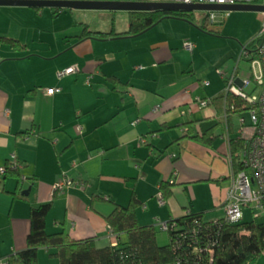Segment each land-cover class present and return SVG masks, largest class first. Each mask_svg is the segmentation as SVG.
I'll return each instance as SVG.
<instances>
[{
  "label": "crops",
  "instance_id": "obj_1",
  "mask_svg": "<svg viewBox=\"0 0 264 264\" xmlns=\"http://www.w3.org/2000/svg\"><path fill=\"white\" fill-rule=\"evenodd\" d=\"M35 8L0 6V37L23 46L0 42V166L14 155L22 175L20 189L9 177L0 192V264L26 248L31 208L42 203L51 202L49 234L65 229L73 239L94 238L97 247L127 240L106 217L133 196L140 225L158 228L187 212L223 217L237 161L221 103L213 101L225 78L201 69L197 45L190 51L185 44L196 31L208 35L202 25L222 32L230 11H218L213 23L208 14L198 22L194 12L193 22L166 17L137 35L80 39L85 27L127 31L129 11L105 10L114 17L109 27L108 19L92 25L63 18V10ZM117 11L126 13L121 27ZM49 88L58 90L48 94ZM200 99L209 104L200 106ZM66 177L72 183L54 197V184ZM163 182L171 193L160 204ZM55 251L39 249L38 264H59ZM254 264H264V250Z\"/></svg>",
  "mask_w": 264,
  "mask_h": 264
},
{
  "label": "trees",
  "instance_id": "obj_2",
  "mask_svg": "<svg viewBox=\"0 0 264 264\" xmlns=\"http://www.w3.org/2000/svg\"><path fill=\"white\" fill-rule=\"evenodd\" d=\"M40 10L41 8L36 7ZM63 9L54 8L57 15ZM129 28L122 33H109L83 29L80 39L88 36L107 37L110 35H137L166 17H177L194 21V12L187 11H129ZM203 31L207 27H200ZM0 42L13 48H22V44L12 37H0ZM249 45L254 46L253 42ZM111 81L114 79L109 78ZM213 101H219V110L226 111L228 122L232 126V114L241 113L249 106L240 98L219 94ZM234 105L235 109H231ZM231 151L235 153L241 142L237 137L230 138ZM1 168V166H0ZM236 162L234 169L240 170ZM0 172V192L5 191L3 182L9 177L18 179L20 189V166H4ZM163 197L171 193V185L163 182ZM14 196L16 192L12 193ZM56 192L53 193L55 197ZM264 206V199H263ZM137 199L133 196L127 205H116L106 217L111 231L117 235L125 233L127 240L119 241L105 247H97L94 238L73 239L65 229L49 234L46 230V217L51 202L42 203L31 208L30 231L25 249L6 257V264H38L39 249H55L51 255L59 259V264H254L264 250V218L257 221L254 217L244 218L235 223L226 222L224 217L206 220L203 213L187 212L168 221L166 232L169 242L157 243L158 228L154 225H140L137 220ZM3 256L0 254V260Z\"/></svg>",
  "mask_w": 264,
  "mask_h": 264
},
{
  "label": "built area",
  "instance_id": "obj_3",
  "mask_svg": "<svg viewBox=\"0 0 264 264\" xmlns=\"http://www.w3.org/2000/svg\"><path fill=\"white\" fill-rule=\"evenodd\" d=\"M152 2H164L167 0H147ZM184 3H203V4H258L264 5V0H170ZM218 11L208 12V19H215ZM254 43L253 55L250 60L252 73L249 78L241 79L238 77V69L233 70L230 75L223 74L226 80L224 89L225 100L228 96L242 99L248 107L250 114V124H246L245 118H238L240 126L237 129L236 137L241 142V147L235 152L237 163L241 167L236 171L233 169L230 186L227 190L225 200L222 203L224 218L226 222L235 223L242 220L245 216V210L250 212L253 217L258 215L256 210L264 212V25L260 33L252 39ZM185 47L192 51L195 44L187 42ZM247 45L243 48L245 53L251 52ZM74 71L73 67L59 71L58 76H63ZM56 88H49L48 94H53ZM200 106H207L208 100H198ZM231 109H235L234 105ZM238 114V113H237ZM228 114L224 110L223 118L225 120L226 131H231L228 122ZM235 131V130H234ZM229 143L230 136H227ZM231 145V144H230ZM14 155L9 160L11 166H20L14 161ZM1 174L5 172L4 166L0 168ZM72 183V179L66 177L57 181L53 186V193L62 190L66 185ZM83 185V184H81ZM159 203L164 204L163 195L159 194ZM251 215V216H252ZM158 228L168 232L169 224L160 222ZM116 244V243H115ZM1 264H6L2 262Z\"/></svg>",
  "mask_w": 264,
  "mask_h": 264
},
{
  "label": "rangeland",
  "instance_id": "obj_4",
  "mask_svg": "<svg viewBox=\"0 0 264 264\" xmlns=\"http://www.w3.org/2000/svg\"><path fill=\"white\" fill-rule=\"evenodd\" d=\"M44 8V7H43ZM46 10H49L52 14L54 8L45 7ZM64 13H62L63 18L73 17L75 20L84 19L88 21L92 25L94 24H102L101 22L106 21L107 19L111 23L113 21V16L106 13L108 11L105 10H92V9H63ZM105 12V13H104ZM116 18V27H121L119 25L123 24L127 17L125 12L117 11ZM197 14L198 22H202L203 19L207 16L208 12L206 11H195ZM108 14V15H105ZM230 21H226L224 25V30L222 32L217 33H209L208 35L204 33L197 32L201 37H194L192 43H195L197 46L195 48L196 52V60L201 69L204 70H212L213 72H217V76L219 78L223 77V74L230 75L233 70L238 69V77L241 79L249 78L252 70L251 63L253 55V47H249L251 50L249 53H245L243 51L244 47H247L249 43L254 39L259 33L264 25V12L261 11H247V10H235L229 12ZM53 15V14H52ZM124 16V17H123ZM76 17V18H75ZM111 20V21H110ZM228 23V24H227ZM112 23L109 27H111ZM226 26V27H225ZM77 27V26H75ZM226 28V30H225ZM206 85L208 84V80L205 81ZM224 89L226 87V80L223 81ZM237 117L245 118L246 124H250V114L248 109H244L241 113L237 114ZM233 120L234 132L226 131V136H235L237 129L240 126L238 118ZM228 139V138H227ZM218 142L226 145V139H222L220 136L218 138ZM256 217H254L257 221H262L264 218V212L262 210H256ZM252 215V214H251ZM248 210H245L246 219L253 218ZM169 242L168 234L165 231L158 229L157 231V243L159 245H165Z\"/></svg>",
  "mask_w": 264,
  "mask_h": 264
},
{
  "label": "water",
  "instance_id": "obj_5",
  "mask_svg": "<svg viewBox=\"0 0 264 264\" xmlns=\"http://www.w3.org/2000/svg\"><path fill=\"white\" fill-rule=\"evenodd\" d=\"M0 6L51 7L60 9H92L123 11H261L258 4H203L184 2H152L146 0H0Z\"/></svg>",
  "mask_w": 264,
  "mask_h": 264
}]
</instances>
